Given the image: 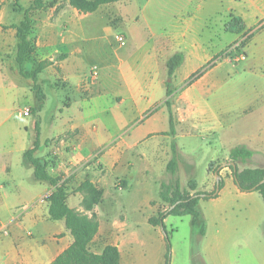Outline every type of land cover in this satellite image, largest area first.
<instances>
[{"label": "crops", "instance_id": "obj_1", "mask_svg": "<svg viewBox=\"0 0 264 264\" xmlns=\"http://www.w3.org/2000/svg\"><path fill=\"white\" fill-rule=\"evenodd\" d=\"M33 1L0 0V264H52L74 241L65 220L50 217L48 196L55 186L37 181L24 160L36 140L34 156L65 189L67 207L82 219L97 222L90 248L116 247L118 264L165 263V233L148 220L167 208L160 198L161 176L173 149L189 164L188 182H195L194 190L179 182L182 190L212 193L219 178L223 185L198 202L196 219L191 215L164 218L165 230L174 217L189 218L187 232L173 242L170 264H264V200L256 191H241L230 168L224 166L230 151L244 146L252 157L240 169L264 167V97L259 96L258 86L252 82L246 97L231 101L225 89L228 73L215 65L191 84L175 89L173 127L164 105L166 62L172 55L184 56L174 74V79L182 74L177 82L181 85L220 54L212 55L208 38L202 35L206 21L216 15L243 20L247 36L253 34L244 48L243 71L264 72V0H120L86 14L68 0H46L41 9L30 13L33 53L26 62L31 63L28 71L46 63L38 75L44 95L46 83L66 95L65 103L48 117H44L46 95L39 108L32 81L20 75L12 59L15 27ZM107 15L119 27L117 33L125 36L124 46L112 49L94 36ZM230 35L223 32L221 41L228 44L238 38ZM88 56L101 60L86 64ZM94 66L99 79L89 83L88 71ZM46 73L55 84L41 77ZM58 82L64 88L57 89ZM107 97L108 109L103 107ZM20 98H26L27 104L17 116L27 117L22 112L30 110L32 137L29 125L20 127L12 121L11 108ZM234 121L241 123L242 135L232 145L229 132ZM185 123L191 125L189 130L182 128ZM202 125L217 145L210 149L205 179L198 182L193 177L196 166L187 159L201 149L186 144L177 148L168 140L177 135L193 137ZM158 134L164 140L161 148L154 145ZM210 163L220 165L218 178L209 170ZM132 187L139 196L129 195ZM140 228L151 233L157 245L148 244L149 237L140 239ZM175 229L170 225L178 235L179 227ZM140 246L153 258H137L133 251Z\"/></svg>", "mask_w": 264, "mask_h": 264}, {"label": "trees", "instance_id": "obj_2", "mask_svg": "<svg viewBox=\"0 0 264 264\" xmlns=\"http://www.w3.org/2000/svg\"><path fill=\"white\" fill-rule=\"evenodd\" d=\"M46 0H34L30 7L25 11L23 20L15 27L16 28V53L14 55V61L20 67L19 73L22 77L30 79L34 86L35 97L39 103V108L43 106L45 95L41 88H35V84L38 81V75L45 68L46 63H39L35 70L26 71L23 68L24 63L30 58L33 53V46L29 40V36L33 30V22L30 17V13L33 10L41 9ZM70 5L76 8L81 13H93L101 5L112 4L119 2L120 0H68ZM223 31L225 33L240 35L243 39L239 42L240 48L244 49L249 43L253 34L246 36V26L243 20L235 15H230L224 22ZM184 56L181 53L172 55L166 62L167 69V81L165 83V95L166 101L164 105L169 113L170 126L173 127L174 118L171 110V102L169 97L173 94L172 81L174 79L175 71L182 65ZM215 58L212 59V61ZM210 65V64H209ZM212 67V65H211ZM208 69V68H207ZM203 71H199L196 74L190 76L188 85L195 79L202 75ZM37 85V84H36ZM38 109H32V112ZM38 148V141L33 143V146L26 150L24 153V160L26 164L33 168L34 178L37 181L47 182L51 186H55L54 191L48 196L49 202V214L53 220H65V224L71 235L74 238L72 245L66 249L52 264H118L119 252L114 246H105L100 253L89 252L90 244L97 232V222L84 220L74 212H72L66 205V193L63 186L57 185L58 180L50 177L45 169V165L34 154ZM176 150L173 149L171 160L168 162L166 172L170 175L168 183L162 182L160 189V198L167 204V208L164 211H160L156 217H152L148 220L152 226H159L165 233V240L167 242V251L169 254L170 243L163 224V220L166 216H186L191 215L194 219L198 217L195 207L200 200H207L216 194V185L220 189L223 185L222 180L219 178L216 182L214 191L212 193L195 192L190 194L187 190H182L178 180H173L176 174L177 162ZM252 157V152L244 146H238L232 149L229 153V161L227 163H233V166H228L232 171L235 182L238 188L244 192L256 191L264 200V167L256 169H243L239 171L238 164H246ZM215 163L209 164V170L212 173L219 172L220 165L215 166ZM263 181V182H262ZM189 190H194L195 182L189 181L187 184ZM168 261V255L166 257ZM166 261V264H167Z\"/></svg>", "mask_w": 264, "mask_h": 264}, {"label": "rangeland", "instance_id": "obj_3", "mask_svg": "<svg viewBox=\"0 0 264 264\" xmlns=\"http://www.w3.org/2000/svg\"><path fill=\"white\" fill-rule=\"evenodd\" d=\"M61 3H65L66 0H57ZM211 9H208L206 11V14L211 13ZM202 17V15H201ZM227 20V16L221 14V16H213L210 19H208L205 23L204 29L202 31V35L206 36L208 38V48L211 50L212 55H216L218 53H220L219 55H217V57L215 58V60L213 62L210 63V65H207L206 67H203L201 71H205L208 67L212 66H217V65H222L221 66V70L222 72L228 73L227 79L225 81V86L227 89V93L228 95L230 94V100L233 101L234 99H238V98H242V97H246V93H247V87L251 85L252 82H254L255 86H258L259 89V96L260 97H264V72L263 73H247L243 71V67L246 65V61L245 62H241L242 59L245 57V53H244V49L240 48L239 46V42L244 38H242L240 35H238V38L236 34H231L228 37H232L233 39L236 38V40L227 43H223L221 40V36L223 34V23L224 21ZM108 23H106V22ZM105 21H100L99 23V27L95 30L94 32V36H97L99 38V43L104 42V44L109 45L111 44V46L113 47L112 49H116L117 45L115 42V35L117 34V32H119V27H115L114 23L115 20L107 15L106 16V20ZM104 22L106 24H104ZM110 24V25H109ZM223 31V32H222ZM225 33V32H224ZM230 34V33H229ZM248 34H246L247 36ZM109 43V44H108ZM219 50H221V52H218ZM109 51V49L105 50V52L107 53ZM101 57H86L85 61L86 64L87 63H93V62H99L101 59ZM13 62L14 61V58ZM17 65V63L15 64ZM248 65V64H247ZM31 63L30 62H26L24 64L25 70H31L30 68ZM46 79V81L51 82L53 85L56 82L54 81V79H52V75L49 73H46L45 75H41V77ZM182 74L179 72L177 74V79H174L173 83H172V89L175 91V89H178L179 86L180 88H182L183 86L185 87L186 84L188 83L190 77L188 79H186L183 83H181V85H178V81L181 79ZM37 84V85H36ZM35 84V88H40L38 85V81ZM227 84V85H226ZM64 85V83L62 84V82H58L57 85V89H62L64 87H62ZM34 86V85H32ZM177 92V91H176ZM175 92V94H176ZM44 93L46 95V102H45V106H44V117L45 115H47V117L49 115H52L53 112L58 108V106H61L62 104L65 103L66 100V95L65 93H63L62 91H57L54 88H49L48 87V83H46L44 85ZM174 93V92H173ZM25 95H27V92H24ZM22 94V95H24ZM172 94L169 97V100L171 102V110L174 109V107L177 106V102H176V95ZM29 95V94H28ZM254 95V94H253ZM30 96V95H29ZM31 99V97H30ZM29 99V100H30ZM108 99V103L105 101L103 103V107H105L106 109H108L111 104H110V98L107 97ZM25 104H27V99L23 98V100L20 98L18 100V103L11 108V113L13 114L15 112V115H13L12 117V121L15 122V124L19 125L20 127H22L24 124H27L30 126L29 128V133L31 135V137L34 135V131L31 127V123L33 121V119L31 117L27 118H19L17 116V112L19 110H21ZM43 110V111H44ZM224 124V123H223ZM234 127L233 130L230 131L229 133L232 134L230 141L232 145L236 144L239 141L240 136L242 135V128H241V123L239 121H234L233 122ZM185 130H189L191 128V125L189 123H185L182 127ZM205 126L202 125L200 127L199 133L195 134L193 137H185L183 138L182 136L177 135L176 137H172L170 136L168 142L170 144H175L177 148H183V144H186L187 147L189 149H201V152L199 153H192V155H190V157H188L187 160L193 162L195 164V170H194V175L193 177L198 181V182H202L205 177H206V163L210 160V156L212 155V151L210 149H215L214 147H216L217 145V139H214L212 136H210L207 133H204V129ZM178 130V129H177ZM218 134H221L222 131H217ZM216 132V135H217ZM157 144L154 145H158L160 148L164 146V140L161 138V134L157 135ZM178 153V152H177ZM251 159V158H250ZM249 159V160H250ZM248 160V161H249ZM175 161L177 162V168H176V174L173 177V180H178L181 185L183 187L187 186L188 180L189 178H191V173H190V169L188 168V165L186 162H184L183 158H181V156H179V154L177 155V157H175ZM247 161V162H248ZM226 165H229L228 163ZM230 166V165H229ZM235 166V165H234ZM246 166V164H238L237 167L239 169V171H242L240 168ZM215 168V166L213 167V169ZM162 176H161V181L164 183H168L170 180V175L166 172V171H162ZM156 195L158 193V189L155 191ZM129 195H134V196H139L140 194H138V191H135V188L132 187V190H130V194ZM188 217L187 218H182V220H180L179 218H173V224H170L169 222L166 224V232L168 235V239H169V243H170V251L168 254L167 251V242L165 240V244H166V253H165V263L166 264V257L168 255V261L167 264L171 263V257H172V245L174 241H177V237L180 236V233H183L185 235V233L187 232L188 229ZM181 221H184L183 224H180ZM176 224V225H174ZM170 225L173 226V229L176 231V227H179V231H178V235H176L175 231L174 233H172L170 231ZM140 229L142 230V233L140 231ZM139 229V238L140 239H144L147 238V240L150 238V240H148V244L150 245H157V240L154 239L152 240V235L151 233L146 234L144 232V228H140ZM149 237V238H148ZM173 238V239H172ZM146 242V240H143ZM181 241V240H180ZM141 248H136L133 251V254L139 258V259H152L153 257L149 255V253H147L146 251V247H142ZM91 253H95V252H101L99 249L96 250L95 246L92 248H89L88 250ZM124 252V251H123ZM144 256V258L142 257Z\"/></svg>", "mask_w": 264, "mask_h": 264}, {"label": "built area", "instance_id": "obj_4", "mask_svg": "<svg viewBox=\"0 0 264 264\" xmlns=\"http://www.w3.org/2000/svg\"><path fill=\"white\" fill-rule=\"evenodd\" d=\"M115 42L117 45L119 46H124L126 44V38L123 34L117 33L114 37ZM99 79V73L97 68L94 67H90L89 71H88V82H96ZM23 116H30V110L29 109H24L22 112Z\"/></svg>", "mask_w": 264, "mask_h": 264}, {"label": "water", "instance_id": "obj_5", "mask_svg": "<svg viewBox=\"0 0 264 264\" xmlns=\"http://www.w3.org/2000/svg\"><path fill=\"white\" fill-rule=\"evenodd\" d=\"M230 166H233L234 167V164L233 163H228ZM229 165H224V166H229ZM235 168V167H234ZM214 176L218 178V172H215L214 173ZM263 182V181H262ZM218 191V185H216V192Z\"/></svg>", "mask_w": 264, "mask_h": 264}]
</instances>
